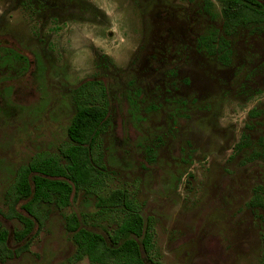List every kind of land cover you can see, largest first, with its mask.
I'll return each instance as SVG.
<instances>
[{
  "label": "rangeland",
  "instance_id": "1",
  "mask_svg": "<svg viewBox=\"0 0 264 264\" xmlns=\"http://www.w3.org/2000/svg\"><path fill=\"white\" fill-rule=\"evenodd\" d=\"M202 3L0 0V222L13 251L0 252V264H91L69 262L74 244L60 211L20 242L12 231L22 225L5 216L16 171L67 142L72 87L91 78L106 85L110 103L108 187L125 183L153 217L154 258L264 264V209L249 205L264 191V157H251L264 143V34L238 27L226 35L231 54L222 63L197 46L211 24L224 34ZM243 136L250 145L237 150ZM93 203L81 191L62 211H93Z\"/></svg>",
  "mask_w": 264,
  "mask_h": 264
},
{
  "label": "trees",
  "instance_id": "2",
  "mask_svg": "<svg viewBox=\"0 0 264 264\" xmlns=\"http://www.w3.org/2000/svg\"><path fill=\"white\" fill-rule=\"evenodd\" d=\"M219 10L211 0H203L201 10L211 21H220V28L211 24L197 38V46L222 63L231 54L226 35L238 27L264 34V0H218ZM75 112L67 127V142L57 152L36 153L15 173L6 192L9 214L18 219L22 228L13 232L18 242L25 240L35 226L41 228L51 209L60 211L67 234L74 244L69 258L73 263L87 257L91 264H161L152 254L153 217H144L135 191L125 183L109 188L112 173L107 170L102 148V135L109 129V100L107 88L98 78L82 81L72 87ZM244 137V136H243ZM245 136L243 143L249 145ZM149 160L154 159L151 150ZM251 157H264V143L253 147ZM94 200L95 210L63 213L79 192ZM264 191L259 186L249 201L252 207L264 209ZM19 206L20 211L16 208ZM112 221L104 232L89 228V223ZM264 250V216L262 217ZM11 232V234H12ZM10 232L0 222V252L9 257L12 250L7 241ZM17 249L15 253L18 254Z\"/></svg>",
  "mask_w": 264,
  "mask_h": 264
},
{
  "label": "flooded vegetation",
  "instance_id": "3",
  "mask_svg": "<svg viewBox=\"0 0 264 264\" xmlns=\"http://www.w3.org/2000/svg\"><path fill=\"white\" fill-rule=\"evenodd\" d=\"M103 84H104V83H103ZM104 85H105V84H104ZM105 86H106V85H105ZM106 88H107V87H106ZM107 94H108V93H107ZM107 96H108V95H107ZM108 100H109V99H108ZM109 106H110V103H109ZM109 126H110V124H109ZM108 130H109V129H108ZM104 134H105V133H104ZM104 134H103V135H104ZM103 135H102V136H103ZM249 145H250V144H249ZM249 145H246V146H249ZM251 152H252V151H251ZM104 161H105V160H104ZM260 187H261V186H260ZM261 188H262V187H261ZM250 200H251V199H250ZM251 207H252V206H251Z\"/></svg>",
  "mask_w": 264,
  "mask_h": 264
}]
</instances>
